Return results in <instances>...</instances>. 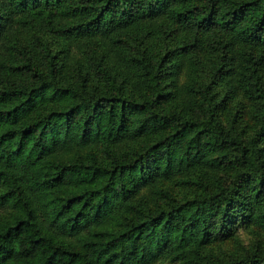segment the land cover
Masks as SVG:
<instances>
[{
	"label": "trees",
	"instance_id": "trees-1",
	"mask_svg": "<svg viewBox=\"0 0 264 264\" xmlns=\"http://www.w3.org/2000/svg\"><path fill=\"white\" fill-rule=\"evenodd\" d=\"M250 220L264 0H0V264H264Z\"/></svg>",
	"mask_w": 264,
	"mask_h": 264
},
{
	"label": "rangeland",
	"instance_id": "rangeland-1",
	"mask_svg": "<svg viewBox=\"0 0 264 264\" xmlns=\"http://www.w3.org/2000/svg\"><path fill=\"white\" fill-rule=\"evenodd\" d=\"M208 51L203 49L198 59V68L197 71L201 75H206L208 72V63H209V56ZM204 67L203 69H201ZM184 68H180L178 70V78L182 79L184 77ZM241 102V110L242 112H248V110L252 107L251 100L248 98L240 97ZM253 103V102H252ZM243 118V117H242ZM100 148V147H99ZM174 180V179H173ZM177 187L176 189H178ZM189 187H183V189H188ZM256 243L259 246L264 248V224L259 223L253 220L248 222H240L232 235L227 238L215 240L212 243L214 249L217 252L222 253L224 257H228L231 254L236 253L240 250L250 249ZM148 264H178L177 260L171 259L167 256H159L154 258Z\"/></svg>",
	"mask_w": 264,
	"mask_h": 264
}]
</instances>
